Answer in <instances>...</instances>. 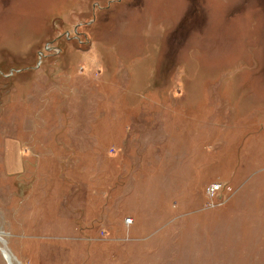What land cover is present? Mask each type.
<instances>
[{"label":"rangeland","instance_id":"374dc122","mask_svg":"<svg viewBox=\"0 0 264 264\" xmlns=\"http://www.w3.org/2000/svg\"><path fill=\"white\" fill-rule=\"evenodd\" d=\"M0 235V264H264V0H0Z\"/></svg>","mask_w":264,"mask_h":264},{"label":"built area","instance_id":"2783aa9c","mask_svg":"<svg viewBox=\"0 0 264 264\" xmlns=\"http://www.w3.org/2000/svg\"><path fill=\"white\" fill-rule=\"evenodd\" d=\"M220 189H221V186L219 184H213L211 187L208 188V192L215 193L217 190L219 191Z\"/></svg>","mask_w":264,"mask_h":264},{"label":"water","instance_id":"95a60500","mask_svg":"<svg viewBox=\"0 0 264 264\" xmlns=\"http://www.w3.org/2000/svg\"><path fill=\"white\" fill-rule=\"evenodd\" d=\"M3 243L5 244L4 241H3ZM1 251H2V254L4 255L5 259H7L10 262V255H7L6 250L2 249ZM10 264H11V262H10Z\"/></svg>","mask_w":264,"mask_h":264},{"label":"bare ground","instance_id":"6f19581e","mask_svg":"<svg viewBox=\"0 0 264 264\" xmlns=\"http://www.w3.org/2000/svg\"><path fill=\"white\" fill-rule=\"evenodd\" d=\"M2 241H3V238H2V236L0 235V243H2ZM7 253V252H6ZM8 255V254H7ZM11 259V258H10ZM12 262H13V260H12ZM13 264V263H12Z\"/></svg>","mask_w":264,"mask_h":264}]
</instances>
